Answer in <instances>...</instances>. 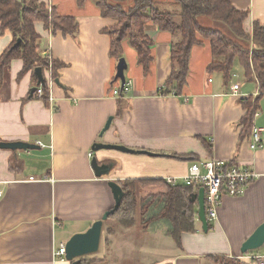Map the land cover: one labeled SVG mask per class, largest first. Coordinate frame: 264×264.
<instances>
[{
	"label": "crops",
	"instance_id": "0c3cea01",
	"mask_svg": "<svg viewBox=\"0 0 264 264\" xmlns=\"http://www.w3.org/2000/svg\"><path fill=\"white\" fill-rule=\"evenodd\" d=\"M41 1L61 16H74L79 30L69 36L61 32L51 35L43 23L36 26L42 36L41 55L50 51L54 61L64 65L51 89L52 102L34 97L39 80L35 70L21 76L24 66L20 59L12 61L0 80V141L39 146L29 151L0 149V264H73L54 254L115 206L110 182L183 177L192 163L210 159L236 162L260 177L250 183L243 196L223 194L218 220L209 225L208 233L197 216L196 231L183 234L177 246L163 228L125 229L105 221L104 230H115L111 248L106 247L103 230L102 256L84 258L102 260L95 264H216L212 258L223 257L240 260L245 256L243 243L264 224V149L253 151L250 138L241 137L246 111L240 100L257 97V83L245 77L244 82L238 81L239 75L228 85L222 75V81L212 78L207 72L213 61L211 46L203 40L192 50L182 94L163 96L159 89L170 78L171 45L177 37L149 23L145 29L154 43L150 71L144 72L137 54L133 59L127 57L130 45L124 42L125 78L132 80L133 87L120 99L113 93L121 89V81L115 78L119 60L110 56V39L102 33L116 21L103 18L93 0L82 7L76 0ZM232 1L239 10L249 11L250 30L254 22L264 25V0ZM159 5L176 6L172 0L159 1ZM204 21L210 28L214 25L209 19ZM14 41L12 32L2 31L0 25V57ZM44 77H49L48 71ZM237 82L240 91L234 94L231 87ZM257 115L254 126L264 128L263 103ZM109 119L111 127L101 137ZM199 138H206L213 151L209 152ZM98 143L158 156L106 149L94 152L92 148ZM94 158L100 166L110 168L108 174L95 175ZM148 238L155 244L147 245ZM252 253L264 257L260 248Z\"/></svg>",
	"mask_w": 264,
	"mask_h": 264
},
{
	"label": "trees",
	"instance_id": "16d2710c",
	"mask_svg": "<svg viewBox=\"0 0 264 264\" xmlns=\"http://www.w3.org/2000/svg\"><path fill=\"white\" fill-rule=\"evenodd\" d=\"M78 6H83L87 0H76ZM100 8L101 16L115 20L116 24L102 30L110 39V56L123 58L124 42H129L137 54V60L150 71L153 63V40L146 32L149 23L158 26L161 31L173 33L177 39L172 43L171 61L173 69L170 78L159 89L163 96L181 95L188 81L190 57L192 50L201 45L203 40L211 46L212 63L208 66L209 75L220 74L225 85L231 83L235 66L238 64L242 74L249 82L258 85L257 97L250 96L241 99L246 114L241 125V137H252L255 125V115L262 110L264 98V25L254 22L251 30L247 27L250 18L249 11L239 10L232 0H172L180 8L178 15L163 11L159 1L164 0H93ZM201 17L212 22H222L234 33V38L227 37L219 29H211L200 25ZM43 23L44 28L55 35L61 32L65 36L74 35L79 30V22L74 16H61L53 7H48L41 0H0V25L2 31H10L15 37L14 43L0 57V80L15 59L23 62L21 76L37 68L51 71V78L56 82L62 63L45 59L41 56L40 41L42 36L37 33L36 26ZM21 40V43L16 45ZM236 74V73H235ZM43 87V100L49 102V91L46 78ZM120 99L128 96L119 89ZM34 97L36 91L34 92ZM41 99V100H42ZM119 113L123 111L121 100L118 102ZM209 152L212 145L199 138ZM178 159H185L176 156ZM192 160H196L193 157ZM124 198L118 211L109 217L117 225L125 229L141 226L149 231L163 228L164 234L172 238L177 246L181 245L183 234L196 231L198 203L192 201L197 191L184 185L171 186L162 180H127L119 182ZM150 185H164L165 190L159 193H149L141 197L143 189ZM114 229H105V244L107 249L112 246L109 237L114 235ZM216 264H244L242 260L234 261L226 258H212ZM102 261L98 258H84L81 264H95Z\"/></svg>",
	"mask_w": 264,
	"mask_h": 264
},
{
	"label": "built area",
	"instance_id": "2783aa9c",
	"mask_svg": "<svg viewBox=\"0 0 264 264\" xmlns=\"http://www.w3.org/2000/svg\"><path fill=\"white\" fill-rule=\"evenodd\" d=\"M41 56L50 61L53 60L50 51H45ZM237 78L238 74L234 73L232 81L234 82ZM46 80L50 95L49 101L52 102L53 95L51 94V89L54 86V80H52L50 73ZM132 87V80L126 81L124 88L121 90L129 95ZM231 89L234 94H237L240 91V84L238 82L233 83ZM113 93L114 96L117 97L121 95L119 89H116ZM43 94V87L41 85L37 88L36 95L39 99H42L44 96ZM257 116L256 114L255 117ZM249 147H251L253 151L264 149V128L254 126ZM90 156H92V154ZM259 177V174L254 170L236 162L226 163L224 161L210 159L205 162L192 163L188 174L183 177L167 178L164 180L171 186L184 185L193 187L197 192L203 188L205 193L206 221L211 225L218 220V212L222 203L223 194L225 193L230 197L243 196L250 183ZM30 180L35 181V178L31 177ZM2 194L3 191L1 190L0 197ZM65 254L66 246L62 245L54 256L60 260H65ZM240 260H242L244 264H264V257L253 253L240 257Z\"/></svg>",
	"mask_w": 264,
	"mask_h": 264
},
{
	"label": "water",
	"instance_id": "95a60500",
	"mask_svg": "<svg viewBox=\"0 0 264 264\" xmlns=\"http://www.w3.org/2000/svg\"><path fill=\"white\" fill-rule=\"evenodd\" d=\"M21 40L17 42L16 45L20 44ZM118 66H117V73L115 78L121 81V89L124 88L127 78H125V72L128 69V64L126 63L124 58L119 59L118 61ZM36 77L38 78V86H41L42 84L45 83L44 76H43V69L37 68L35 70ZM37 90L34 89L33 92ZM112 119H109L107 121L106 126L104 127L102 135L109 130L112 124ZM0 149L1 150H9V151H17V150H23V151H29V150H34V149H39V146L36 144H31V143H23V142H14V143H9V142H4L0 141ZM102 149L106 150H115V151H121L124 153L132 154V153H137V154H143V155H150V156H158L157 154H153L148 151H136L134 149H129L125 146L122 145H110V144H105V143H98L95 144L92 148L94 152L97 151H102ZM92 167L94 169L95 175L97 177H102L105 174H108L110 168L107 166H100L97 160L94 158L92 160ZM110 187L112 189V193L115 197V206L110 209V211L106 212L103 216V218L94 224H92V227L90 230H88L86 233H79L73 236L69 242L66 244V259L69 262H73V264H81L82 258L86 256H90L93 253H96L99 251L100 246H101V237L103 234L104 230V223L111 215H114L118 209L119 206L124 198V192L119 183L116 182H110ZM193 202L198 203L199 211H198V219L200 222L203 224V230L205 233H208L209 231V222L206 221V207H205V193L204 189H200L196 194L193 195L192 197ZM264 246V224L259 226L253 233L252 236L246 240L242 247V253L243 255H248L252 253L253 251H256L257 249L261 248Z\"/></svg>",
	"mask_w": 264,
	"mask_h": 264
},
{
	"label": "rangeland",
	"instance_id": "374dc122",
	"mask_svg": "<svg viewBox=\"0 0 264 264\" xmlns=\"http://www.w3.org/2000/svg\"><path fill=\"white\" fill-rule=\"evenodd\" d=\"M162 10L163 11H166V12H169V13H174L176 15H178L180 13V8L178 6L171 7V8H168V7L167 8H162ZM204 20H208V19H206V17H201L200 25H202V27L208 28L209 26H207V22L204 21ZM216 28L219 29L220 31H222L230 39L235 37L234 36V33L232 32V30H229L228 27L224 23H222V22H214V25L211 27V29H216ZM128 48L130 49V52L129 53L126 52L127 53V57L128 58H132V59L135 58V55H136L135 50L133 48H131V46H129ZM48 72L51 74V71L50 70ZM235 73L240 76V78L238 79V81L240 80V81L244 82V74H242V70L240 68V65H238V64L235 66ZM211 77L214 78V79H216V80L222 81L221 75H219L218 73L211 75ZM262 103H263V110H264V99L262 100ZM164 190H165V186L164 185H150L147 188L143 189V191H141L140 195H141V197H146V196H148L149 193H159V192H162ZM106 225H109L111 227L112 226L113 227L114 226H117L118 228L120 227V225H117V223L113 219H107L106 220ZM137 227H140L141 229H143L141 226H137ZM109 229H112V228H109ZM104 235H105V230H104ZM114 235H115V231H114ZM113 236L109 237L110 240H111V238ZM148 239L149 240L146 241L147 242L146 243L147 245H153V244H155V241L152 238H148ZM111 242L113 244V241L112 240H111ZM260 250H262V252L264 253V246H262L260 248ZM91 256L101 257L102 256V251H98L96 253H93V254H91Z\"/></svg>",
	"mask_w": 264,
	"mask_h": 264
}]
</instances>
